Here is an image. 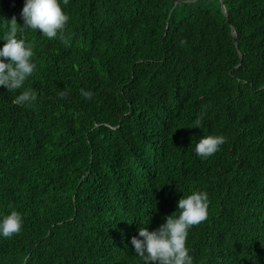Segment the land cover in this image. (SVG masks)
Instances as JSON below:
<instances>
[{
	"label": "trees",
	"instance_id": "1",
	"mask_svg": "<svg viewBox=\"0 0 264 264\" xmlns=\"http://www.w3.org/2000/svg\"><path fill=\"white\" fill-rule=\"evenodd\" d=\"M23 6L0 0V35L23 27ZM61 7L57 38L18 32L33 76L0 87V217L24 221L0 237V264H142L132 237L192 191L209 196L186 241L194 264H264V0ZM26 89L37 100L13 103ZM208 135L226 142L201 159Z\"/></svg>",
	"mask_w": 264,
	"mask_h": 264
},
{
	"label": "clouds",
	"instance_id": "2",
	"mask_svg": "<svg viewBox=\"0 0 264 264\" xmlns=\"http://www.w3.org/2000/svg\"><path fill=\"white\" fill-rule=\"evenodd\" d=\"M69 0H63L67 5ZM23 27L18 26L16 18L7 21V28L0 41V87L8 92L22 89L25 82L33 76L37 65L34 62V51L18 32L36 31L49 40L63 33L69 16L62 11L61 0H24L21 11ZM85 99H91L92 93L81 89ZM37 100V94L30 89L21 91L13 103L28 106ZM201 117L194 121L193 128L201 127ZM226 142L222 135H208L195 145L194 152L201 159H208L220 150ZM209 196L205 191H192L183 196L177 203L178 215H171L155 231L145 227L138 229V236L131 239L135 255L142 264H194L187 237L192 227L204 222L208 217ZM23 217L17 211L0 217V237L10 238L19 234L23 226Z\"/></svg>",
	"mask_w": 264,
	"mask_h": 264
},
{
	"label": "water",
	"instance_id": "3",
	"mask_svg": "<svg viewBox=\"0 0 264 264\" xmlns=\"http://www.w3.org/2000/svg\"><path fill=\"white\" fill-rule=\"evenodd\" d=\"M173 1H174L175 5L179 3V0H173ZM221 11H222L223 15L226 16V13H225L222 5H221ZM232 38H233V41H235V35H232Z\"/></svg>",
	"mask_w": 264,
	"mask_h": 264
}]
</instances>
